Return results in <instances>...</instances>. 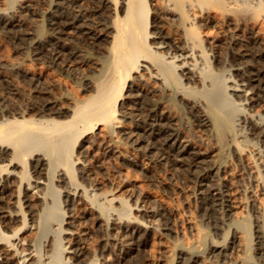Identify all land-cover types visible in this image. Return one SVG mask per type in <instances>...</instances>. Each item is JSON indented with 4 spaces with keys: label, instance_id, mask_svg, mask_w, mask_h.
<instances>
[{
    "label": "bare ground",
    "instance_id": "bare-ground-1",
    "mask_svg": "<svg viewBox=\"0 0 264 264\" xmlns=\"http://www.w3.org/2000/svg\"><path fill=\"white\" fill-rule=\"evenodd\" d=\"M8 1L10 2V0ZM83 1L84 0H53L52 4L54 5V7L52 8V11H50L51 13L49 18L47 17L48 18L47 25L49 24L48 29H50L52 35V39H51L52 41L51 43H49V46L46 48L44 47L42 49L40 46H38L39 44L35 45L34 47L36 49L35 59H45L43 60V62L47 61L50 64L57 65V64H67L68 62L74 61L75 56H77L75 55L76 51L78 50V48L77 50L75 49L76 48L75 46H78V44L80 43L87 45L90 44L92 46L98 45V48L101 46L103 52H105V55H104V60L102 61V64L100 66V70H98L99 73L97 77L94 80H92L93 82L88 80L87 81L88 83L83 84L85 85L84 88H86V90L87 88L90 89L87 90L88 93L82 97H79L76 100L72 99L74 100V102L73 101L71 103L69 102L70 105L66 107H59L57 106L58 103L56 104L55 101H52L50 99H44L46 96L43 98V96L40 95L37 90L38 94L37 96L35 95L36 98L32 96L34 100L35 99L38 100L37 105L30 103L31 109H34L35 112L33 113V115H28V113L23 111L24 109L22 110V108L21 110H19V108L16 109L15 106L13 107V103L11 106L9 105V102L5 103L0 101L1 102L0 103V264H27L29 263V260H31L33 256L39 254L38 251L40 250V245L36 244V242L35 243L28 242L23 237L22 233L26 228L31 229L36 227L35 223H33L34 222L33 220L31 224L27 225L29 219V217L27 216L29 214L31 216L35 214V212L31 210V207L32 206L34 207L33 201H31L33 199L32 197L35 196L36 199L38 200L40 199V201L41 200L45 201L46 193L48 192L45 190L46 188L44 189L45 191H43V187L50 184L48 181L47 184L45 180L48 179L50 181L49 174L52 171L49 172V174L45 172L46 165L48 164L47 161L45 160L48 156L46 157L47 153L41 152L42 149L41 147L45 143L48 144L49 149L52 148V150L54 149L56 150L61 148L64 145V143H66L65 142L66 135L69 132L71 131L85 132L86 137L84 138L80 146L81 152L85 150L87 152L90 151V149L98 147L101 144L102 145L105 144L103 149H108L107 151L111 153L115 154V152H117L118 154L121 155V153H123L121 152L122 150L120 151L119 148H118L119 150L116 148L119 144L121 137V140L123 139L122 140L123 142L128 143L129 145L133 146V148L141 150V152L144 153V155L146 154L149 155L150 157H154L156 160L162 159L164 160L165 163L171 165L173 164L174 165L178 164V166L181 165L184 167V170L186 169V172H190L192 177L196 179L197 181L196 183L200 186L198 191L201 194L199 196V201H200L199 209L202 211V215H211L217 211L225 212L226 210L230 209V207L232 206L231 198H230V194L232 195L231 188H229V186L223 182L216 183L217 181L216 182L211 181V177H210L211 172L214 169H216L215 172H217L218 167L215 168L214 164L212 165L211 163H209V160L208 161L206 160L205 149L202 148L203 149L202 150L201 148H199L200 146L198 147L197 145L192 144V139H190L191 140L190 141L189 139L183 137L184 134L181 135V133L178 131L180 127H178L179 129L177 128V124H176L177 119L176 118L174 119L171 116V114L167 110L166 105L165 107L163 106L162 99L166 98V100H170L172 98H176V100L181 104H183L186 107L185 109H187V111L190 114H192L197 124L203 126L205 129L208 130H211L213 127H215L218 131L219 139H222V134H224L223 132L224 125L225 124L230 125L231 119L234 121V117L237 113L235 112L234 116L232 115V113L235 110H239L238 117H235V120L238 121V124L242 123V125L241 124L240 125L242 126V128H244V130L242 131L240 127L238 128L239 132H237L236 134L241 138L238 141L236 139L237 141L236 143L234 142L235 146L236 144L238 145L236 146V148L238 147L240 149L238 144L240 142H243L244 145L250 147L251 144L249 143L250 145L249 146L247 145V143L249 142L250 139L255 138V136L261 135L264 137V113L258 115L257 118L247 117L248 108L244 106V104L249 105L253 100H257V98L264 99V52H262L261 48L260 49L258 48L259 46L258 47L256 46L258 41L256 42L253 39L251 40V37L249 38L250 40L248 39V37L243 38L244 35L240 38L239 36L240 34L239 35L235 34L236 36L232 40V49H233L232 57L235 58L237 61L236 68L238 69V71L240 70L241 74L240 73L239 74L241 75L242 78L239 81H237L236 79L232 80L230 79V76L227 75L225 76L220 75L221 77L218 78L215 74L216 71L214 72V70H211V68L210 70L213 72L208 71L205 73L204 67L209 65L210 61L208 59V55L209 54L211 55V53H208L207 50H205V47L204 48L202 47L204 43L201 42L202 43L201 45V43L199 42L201 38L200 37L198 38V32L195 29L196 22H193L191 18H189L191 20L190 23L186 21L188 23V25H186L187 27L182 26L184 29L183 33H185L183 34L184 35L183 44L181 45L175 44L173 46L171 45V43L169 44L165 40L166 35H164L161 31V27H162L161 16H163L161 15V11H159L160 12L159 13L158 10L156 11V8H154L152 11L147 6L146 0H90L92 1V4L90 3L91 4L90 7L89 6L87 7L86 5L83 6V4L87 3V2L83 3ZM164 1H161V3L164 2L165 4L164 8H167V11L169 8V5L167 4L170 5L172 4L174 5V7L176 6L179 10H181L180 11L181 15H179V17L183 16L182 18L183 21L184 18L188 16L191 17V15H189L190 13L189 7L195 8L197 6H200L201 9L202 7L200 4L205 3L208 0H196V3H198L196 5L195 3H192L193 2L192 0H191L192 2L188 1L189 3H191L192 6L186 3V7L188 6L187 8H189L188 9L189 12L184 11L185 13L182 11V7H184L183 4L185 3V0H164ZM9 2L7 4L8 7H9ZM1 4L3 3L1 2ZM217 4L222 8H227L225 7V4L223 2H218ZM166 5L168 7H166ZM24 6L28 7L29 4H26ZM202 6H204V4H202ZM257 6H259V4ZM261 7L264 11V3L261 4ZM160 9L162 10V7ZM3 10L4 9H2V11L0 10V21H2L1 22L2 26H0V29H2L3 32H6L9 29L8 25L12 26V24H14L13 23L14 20L11 19V17H8V15L7 17H4L6 14L3 12ZM149 10H151L153 13L151 20V27H152L151 31L148 30ZM195 12L197 13L196 10L194 11V13ZM181 17H180V21H181ZM2 18H5V20L4 21L1 20ZM16 25H18V23ZM10 30L12 29H9V34H10L9 37H12V39L13 38L24 39L23 37H25V35L28 34L26 30L25 33L23 32L22 34L18 33V31L15 29L13 31ZM32 31L34 32V30ZM38 33H41V28L38 29ZM16 41L19 42V40ZM21 41L22 40H20V43ZM72 43L75 44V46H73ZM78 53L80 54V56L83 57V54L77 52V54ZM79 54L77 59L82 58L79 56ZM215 57L216 56H214L213 58L215 59ZM141 61H143L144 63H141ZM208 61L209 63L207 64ZM217 61L219 62L218 59ZM202 62L205 65L204 67L199 66V64H202ZM2 63L6 64L9 67L17 68V70L19 69L24 77L28 78L29 80L33 81V83H35L34 85L35 87H38L39 90L40 88H42L39 87V84L41 83V82L39 83L40 73L39 76L35 75L36 73L34 74H32V72L30 73L26 65L25 67L27 69H23V68L21 69L19 67V63L14 60H10V57L9 60L7 59ZM97 68L98 67H96V69ZM223 69L225 70L226 66ZM140 71L146 72L148 77L155 79L154 81L158 83L157 88H155L154 86V91L160 94L159 96L160 98L156 99V98H151L149 96L147 92L148 90L149 91L152 90V89L150 90V88H152L150 87V85H149L150 88L148 87L149 88L148 90L144 88L145 87L144 83H142V86L137 85L135 81L143 82L148 78L147 76L146 79L142 78L143 73H140ZM11 72L13 73V70ZM1 73L3 72L1 71ZM1 73H0V81L7 80L11 83L12 81L10 80L11 77L9 78L5 75H2ZM133 73H137V74L133 75ZM174 73H175V77L171 79L170 77ZM194 73H196V75L199 74L197 76L200 77L201 86L206 90V92L207 89L213 90L215 87H217L216 89L218 91L215 90L213 91L215 93V97L214 98L212 97V99L209 101L207 108H203L200 106L199 104L200 96L198 99H196V97L194 98L192 97V95H189L191 94L192 91L193 93L197 91L195 89L198 85H195L194 80L196 78L194 77ZM5 74H6V69H5ZM11 76L13 77V74ZM182 80H186V82L184 81V83H182L183 82ZM50 81L51 80H49V82ZM200 81H198L197 83H199ZM227 81L229 82L231 81L232 84L226 83ZM12 82L14 83V81ZM28 82L29 81H27V83ZM52 82H55V80ZM90 82L92 83V85L89 84ZM42 83H44V81ZM16 84L19 85L18 83ZM46 84H44L45 86L43 85L44 91H46L45 90ZM207 86H210V88L209 87L207 88ZM52 88H50V90H52ZM10 89L17 91V86L12 85V88ZM123 89H125V92L122 93ZM18 90H21L20 86ZM49 91L47 92L49 93ZM41 94L45 95L44 93ZM206 94H204V97L206 96ZM211 94L212 92H210L209 98L211 97ZM235 96L242 98L237 103H234L236 105V107H234L235 109L230 108V110H234V111L222 113V110H220L222 104L219 105V101L221 100L222 102L228 103L229 105L230 100L232 101L234 99L233 102H236V99L234 98ZM21 97L25 98V96L22 95ZM120 99H123V101L120 102L119 109L117 110L116 109L117 104ZM205 101L207 102V100ZM241 101H243V103H241ZM127 102L138 104V109L134 110L132 108L133 107L132 104L130 105ZM15 105L17 104L15 103ZM228 105L225 106L228 107ZM26 107L28 108L29 106L26 105ZM170 108L171 107H169L168 109ZM222 108L224 110L223 106ZM224 112L226 111L224 110ZM249 116L251 115L249 114ZM125 118L128 119L130 123H133V125L130 126L123 124L122 122L125 120ZM116 134H119V137H115ZM223 136L224 139L225 135ZM253 143H255L254 144L255 146L256 141L255 142L252 141V145ZM244 145L241 146L240 149L241 152L238 149V151L240 152V154L238 153L240 159L243 158V152H246V150H248L246 149L247 147L246 148L244 147ZM49 149L47 148V150ZM261 149L262 148L260 146V150ZM44 150L46 151V149ZM255 150H256V146H255ZM29 152L30 154L31 152L34 153V156H32L33 160L30 166L32 172H30V170H28L27 168L25 169L21 168L22 167L21 162L24 163L23 155ZM250 152H252V150H250ZM249 155L250 154H247V157ZM244 157H246V155ZM247 159L250 161L249 158ZM247 159H245V161ZM125 160L127 162H131L134 165L137 164V160H135L132 157H126ZM237 161L239 162L238 157H237ZM77 162L80 163V166L77 167L78 176L87 181V179H89L90 175L92 174V169L91 167H89L90 163L88 164L87 159L79 161L78 157H77ZM51 165L52 164H49L48 168L49 166L51 167ZM74 166L75 165L72 160L70 163L66 165L65 169L62 170V172H58L59 171L58 169L57 170L54 169L55 170L53 174L54 181H56L57 183L63 182L66 174L70 173L72 171L71 168H73ZM18 167H20V170H17ZM59 169L62 168L59 167ZM47 171H49V169H47ZM253 176H255L254 180H256L255 179L256 174ZM69 184L70 187H68V189L66 188L63 190V196H64L63 205L67 206V209L73 208L75 206L74 204L84 196L82 193L83 192L85 193V189L81 190L82 192H80L82 186H80L81 184H79L77 181H74L73 178L72 179L70 178ZM57 185H59V187L62 186V185L60 186V184ZM91 185L94 186V184L92 183ZM13 187H17V192L14 193L15 188L13 189ZM48 187H50V185H48ZM53 189L57 192L59 190L56 187L52 188V191ZM91 189L93 190V187ZM111 189L109 188L108 190ZM11 192H13L14 197H16L14 202L12 201L13 202L12 207H14V209H12L11 207L10 208L7 207L8 204L7 198L13 194ZM114 198L115 197H111L109 199L104 198L103 201L106 200L108 205H111V203L113 202L112 201L110 203L111 200H117ZM52 202H53V207H55L56 210L57 209L56 206H58L59 201L55 200L54 202V200H52ZM24 203H26L25 205L28 207V210L22 209V204ZM45 204L46 202H44V205ZM50 207H52V205L49 206V210ZM112 207L113 206H111V210H113ZM44 208H42V212L44 211V213L42 214L41 212V214H38L37 216L39 222L41 219L44 220V214L47 211V209H45L46 211L43 210ZM96 208L93 209L96 210V212L97 210L98 211L100 210V212H98L99 214L93 215V213L90 211L87 213L91 215L90 216L91 220H93L94 222L97 221L99 222L102 213L101 211L104 212V209H102L101 207H96ZM63 209L61 212V217L60 218L58 217L59 224H62V222L64 221L65 210ZM126 209H130V208L128 207ZM49 210L47 211V213L50 212ZM52 210L53 212L55 211L54 208H52L51 211ZM107 213H103V214H107ZM125 213L127 212L125 211ZM110 214L111 213L109 212V216H111ZM114 214L116 215V213ZM121 214H123L124 217L129 215L128 213L126 215L123 212ZM159 214L164 217V223L167 229H169L170 226L168 225L169 223H171L169 216L162 212H160ZM102 218H104L103 215ZM111 218L112 217H110V219ZM104 219L106 220V218ZM104 219L102 220L105 223L106 221ZM56 221L55 222L58 223L57 218ZM113 221L115 222L114 219ZM262 221L264 222V220ZM36 222H37V218H36ZM108 223L110 224V220ZM262 223H260V225L256 224V227L258 228L255 229L256 243H259L258 251H257L259 255L255 258L257 259V261L259 256L263 257L264 254V241H263L264 225H262ZM243 225L246 228V234L249 235L247 231L248 222H244ZM261 225L263 227H261ZM58 226H59V228L57 229L58 234L63 232L74 235L76 232L75 230L67 231V229H64V227H62L61 225ZM106 226L108 228L107 224ZM137 229L134 230V233L131 237V244L133 245L134 248L144 243V237H143L144 233L142 234V232H139V230ZM225 237L223 238L222 236L223 242H221V244L218 243L212 244V246L216 247L214 248V250H217L219 248L217 253L220 252V254H222L227 248H229V245L225 241L226 240ZM72 240H73V244L71 247H69L70 249H68L67 246H65V243L63 242L64 238L60 236L55 242V244L54 242H52L54 244V245L52 244L53 246H51L50 244V246L52 247V254H50L51 252L49 250L50 248L44 250L43 256H40L39 254L40 257L37 258L36 260L37 262H35L34 260L35 262L34 264H52L51 260L54 261L55 257L51 259V256H56V257L58 256L57 259L60 260L61 257L59 258V256H61V254L64 253H69V255H64L63 262L59 264H70V263L97 264L96 262L97 258L95 257L96 255L94 257L92 256V258H90L91 256L87 258L85 253L86 248H84V246L80 243V241L77 240V238L76 240L75 238H73ZM246 240L248 244L249 242L248 236ZM46 241L48 242V240ZM65 241H67V239ZM41 242L39 243L41 244ZM45 243L46 242L44 241L43 245H45ZM46 244L48 245V243ZM195 252L193 253L189 252V254L186 257H183V255L180 256V260L178 261V264H196L199 255L196 254L197 252L196 253ZM211 256H213V254ZM31 261L30 263L33 264V262ZM56 262H57L56 264H58V260H56Z\"/></svg>",
    "mask_w": 264,
    "mask_h": 264
},
{
    "label": "rangeland",
    "instance_id": "rangeland-1",
    "mask_svg": "<svg viewBox=\"0 0 264 264\" xmlns=\"http://www.w3.org/2000/svg\"><path fill=\"white\" fill-rule=\"evenodd\" d=\"M161 1L164 0H146L147 6L152 11L154 8H156V11L158 10V12L161 11V15H163L161 16V26H162L161 31L164 35H166L165 40L169 44L171 43V45L173 46L175 44H180V45L183 44V37H184L183 34L185 33H183L184 29L182 26L188 25V23H190L191 20H193V22H196L195 25L197 28L195 27V29L198 32V38L200 37L202 40V41L200 40L199 42L204 43L203 45L201 43L202 47L203 48L205 47V50H207L208 53H211V55L210 54L208 55V59L210 61V63L209 61L207 62V64L209 63V65H207L208 68L207 66L204 65L203 62L202 64H199V66L201 67L205 66L204 67L205 73L214 70V72L216 71L215 74L218 78L223 75L230 76V79L232 80L236 79L237 81H239L242 78L240 75L241 74L240 70L238 71V69L236 68L237 61L235 58L232 57V50H233L232 40L233 38H235L237 34L238 35L240 34L239 35L240 38L244 35L243 38L248 37L249 39L251 37V40L253 39L256 42L258 41L256 46L257 47L259 46L258 48L259 49L261 48L262 52H264V11L261 7V4L264 3V0H211V1L208 0L205 3H202L204 4V6L200 4L202 7L201 9L200 6H197L198 8L195 7V5L198 4L196 3V0H192L193 2L191 0H185V3L183 4L184 7H182V11L189 12L188 9L190 8L189 9L190 13L192 12L193 13L192 14L189 13L191 17L188 16L184 18L183 21H182L183 16L182 17L180 16L181 21L179 17V15H181L180 14L181 10H179L176 6L175 8L174 5L172 4L171 5L167 4L169 5L167 11V8H164L165 1L162 3ZM188 1L195 3L194 5L195 8L193 7L187 8L188 6L186 7V3L188 5H191V3H189ZM1 2L3 4H1ZM8 2H9L8 0L7 1L0 0V10L2 11V9H4L3 12L6 14L4 17H7L8 15V17H11V19L14 20L13 21L14 24H12V26L8 25V28L12 29L10 31H13L14 29L18 31V29L20 28L18 33L21 34L23 32L25 33L26 30L28 34H26L25 37H23L24 39H16V38L12 39V37H9L10 36L9 29L6 32H3V30L0 29V73L2 71L4 73V74L1 73L2 75H5L9 78L11 77L10 80L14 81V83L12 81L10 83L7 80L0 81V98H2L0 99V101L5 103L9 102V105L11 106L13 103V107L15 106L16 109L19 108V110H21L22 108V110L24 109L23 111L27 112L28 115H33V113L35 112L34 109H31L30 103L37 105L38 100L37 99L34 100V98H36L38 92L40 95L43 96V98L46 96L44 99H50L52 101H55L56 104L57 103L60 104V105L57 104V106L59 107H66L70 105L69 102L70 103L72 101L74 102V100L78 99L79 97L86 95L88 93L87 90L90 89L87 88L86 90V88H84L85 85L83 84L88 83L87 82L88 80L93 82L92 80H94L97 77L99 73L98 70H100V66L102 64V61L104 60L105 52H103L101 46L98 48V45L92 46L88 44L89 45L88 46L87 44H83V43H80L78 44V46H75V44L72 43L73 46L76 47L75 49L77 50L78 48V50L80 51L78 50L76 51L75 55L77 56H75L74 61L68 62L69 65L68 63L53 65L47 61L43 62V60L45 59H35L36 49L34 46L39 44L38 46H40L43 49L44 47L45 48L48 47L49 43H51L52 41L51 40L52 35L50 29H48L49 24L47 25V21L51 13L50 11H52V8L54 7V5L52 4L53 0H47V1L46 0H30V1L12 0V2L10 0L9 7L7 5ZM218 2H223L225 4V7L227 8L220 7L217 4ZM83 3H85L83 4V6L86 5L87 7L88 6L90 7L92 1L84 0ZM22 4L24 5L29 4V6L27 7ZM258 4L259 6H257ZM167 5L166 7H168ZM161 7L162 10L160 9ZM151 10H149V14H148L149 31L152 30L151 20L153 13ZM193 10L194 11L196 10L197 13L196 12L194 13ZM11 14L12 15L14 14L13 15L14 17ZM189 18H191V20ZM1 20L4 21L5 18H2ZM184 20L186 24L184 23ZM186 21H188V23ZM1 22L2 21H0V23ZM17 23L18 25H16ZM0 26H2V23L0 24ZM39 28H41V33H38ZM32 30H34V32ZM16 40H19V42ZM20 40H22L21 43ZM77 52L83 54V57L80 56V54L78 53L79 56L82 58L77 59L78 58ZM214 56H216L215 57L216 60L213 58ZM9 57L10 60H14L18 62L19 67L21 69L28 68V71H30V73L31 72L32 74L36 73L35 75L37 76H39L40 73L39 83L40 82L41 83L39 84V87L42 88H40L39 90L38 87H35L34 86L35 83H33V81L29 80L28 78L24 77L19 69L17 70V68L9 67L6 64L2 63L7 59L9 60ZM217 59L219 60V62L217 61ZM141 63L144 62L141 61ZM25 65L27 68L25 67ZM225 66L226 69L224 70L223 68H225ZM96 67L98 68L96 69ZM217 67L220 71L217 69ZM5 69H6V74H5ZM12 70L13 73L11 72ZM142 71H140V73H143L142 74L143 76L142 75L141 76L142 78L146 79L148 75L146 74V72H142ZM221 71L222 73L223 72L225 73L222 74ZM226 72L229 73L227 74ZM12 74L13 77L11 76ZM135 74L137 73H133V75ZM195 75L196 73H194V77L196 79L194 78L195 80L194 79L193 80L195 82V85H198L195 89L197 91L194 90L195 92L193 93L192 91L191 94L189 95H192V97L194 98L196 97V99H198L200 96L199 99L200 106L203 108H207L209 101L212 99V97L213 98L215 97V93L213 91L214 90L218 91L216 89L217 87H215L213 90L212 89L208 90L207 88L208 87L210 88V86H207L206 88L207 92H206V90L201 86L200 77L197 76L199 74H197L196 76ZM174 77H175V73L170 78L173 79ZM49 80L51 81L49 82ZM54 80L55 82H52ZM154 80L155 79L148 77L145 80L146 82L145 81L143 82L135 81V82L137 83V85L140 86H142V83H144L145 87L144 86L143 87L146 88L147 90L150 87H152L150 88V90L151 89L152 90L151 91L148 90L147 93L151 98L157 99L160 98L159 97L160 94L154 91V86L155 88H157L158 86V83ZM27 81L29 82L27 83ZM43 81L44 83H42ZM182 81H183L182 83H184V81L186 82V80H182ZM198 81L200 82L197 83ZM46 82L49 86L46 84ZM91 82L89 84L92 85ZM16 83H18L19 85H17ZM226 83L232 84L231 81L230 82L227 81ZM44 84H46L45 87L46 91L43 90L45 86ZM12 85L17 86V91L10 89L12 88ZM19 86L21 90H18ZM50 88H52V90H50ZM47 91H49V93ZM209 91L212 92L210 98H209V94H210ZM40 92L44 93L45 95L41 94ZM123 92H125V89L122 90V93ZM47 93L49 94V96ZM204 94H206L205 97ZM7 95L9 96V98ZM21 95L25 96V98L21 97ZM234 98L236 99V102H233L234 99L232 101L230 100L229 105L228 103H224L221 100L219 101V105L222 104L224 110L226 111L224 112L221 106L220 110H222V113L234 111V110H230V108L235 109L234 107H236V105L234 103H237L242 97L240 98L235 96ZM205 100H207V102ZM122 101L123 99L119 100L116 108L117 110L119 109L120 102ZM162 101L164 102V103L162 102L163 106L165 107L166 105L167 110L169 111L171 116L174 119L175 118L177 119L176 124H177V128L180 127V129L178 128L179 129L178 131L181 133V135L184 134L183 137H185L186 139L189 140L192 139V144L197 145L198 147L200 146L199 148L201 149L202 148L205 149L206 160L207 161L209 160V163H211L212 165L214 164L215 168L218 167L217 172H215L216 169L213 170L214 172L213 171L211 172V176H210L211 181L213 182L217 181L216 183L223 182L227 184L229 188H231L232 195L230 194V198H231L232 206L230 207V209L226 210L225 212L217 211L211 215H202V211L199 209V203H200L199 196L201 194L198 191L200 186L196 183L197 182L196 179L192 177L190 172H186V169L184 170V167L181 165L180 166H178V164L171 165L165 163L164 160L162 159L156 160L154 157H150L149 155L146 154L144 155V153H142L141 150L133 148V146L129 145L126 142H123L122 141L123 139L121 140V137H120V141L123 143L119 141V144L116 147L117 149L119 148L120 151L122 150L121 152L123 153H121V155L118 154L117 152H115L114 154L107 151L108 149H103L105 144L103 145L101 144L98 147L90 149V151L86 152L85 150L81 152L80 146L84 138L86 137V134L85 132L71 131L66 135V139H65L66 143H64V145L61 148L56 150L55 149L52 150V148L49 149L47 143L43 145L44 148L43 146L41 147L42 148L41 152L47 153L46 157L48 156L47 158L45 157L46 158L45 161H47L48 163V164L46 163L47 165L45 172L49 174V172L52 171L50 173L51 176L49 174L50 181L48 179L45 180L47 184L48 182L50 183L48 184L50 185V187H48V185L43 187V191L45 190L48 191L46 193L45 201L41 200L42 201L41 202L40 199L39 200L36 199L35 196L32 197L33 199L31 201H33L34 207L32 206L31 210L35 212V214H33V216H31L30 214H29L30 216L29 215L27 216L29 217L27 225L31 224L33 220L34 221L33 223H35L36 227L31 229L26 228L22 233L23 237L28 242L30 243L36 242V244L40 245V250L38 251L40 256H43L44 250L48 248H50L49 250L51 252L50 251L49 252L50 254H52L51 246H53L57 241V239L61 236L64 238L63 242L65 243V246H67L68 249H70L69 247H71L73 244L72 239L75 238L76 240L77 238V240L80 241V243L84 246V248H86L85 253L87 258H89L90 256H91L90 258H92V256L94 257L96 255L95 257L97 258L96 261L97 264H178V261L180 260V256L183 255V257H186L189 254V252L193 253L195 251L197 252L195 253L199 255L196 264H200V263L201 264H264V254L263 257L259 256L258 261L257 259H255L259 255L257 253L259 243H256V239H255V234H256L255 229L258 228L256 227V224L260 225V223L263 222L262 220H264V153H263L264 137L259 135V136H255V138L250 139L247 145H249L250 143L251 146L253 147H251L250 145H249L250 147H248L244 145L243 142L238 143L240 149L242 145H244V147L245 148L247 147L246 149H248L246 150V152H243V158L245 159L249 158L250 161L248 159L245 161V159L239 158V154L241 150L238 147L236 148V146H238L237 144L235 146V143L241 138L236 134L237 132H239L238 128L240 127L242 131L244 130V128H242L241 126L242 123L238 124V121L235 120V117H238L239 110H235L232 113L233 116L235 115V112L237 113L234 117L235 122L231 119L230 125L228 124L224 125L223 127L224 134H222V139H219L218 131L215 127H213L211 131L197 124L192 114H190L187 111V109H185L186 107L180 102H178L176 98H172L170 100H166V98H164L162 99ZM205 102L207 103V105ZM15 103L17 105H15ZM127 103H129L130 105L132 104L133 106L132 108L134 110L138 109V104H133L132 102H127ZM170 103L173 107L170 105ZM241 103H243V101H241ZM26 105L29 107L27 108ZM225 105H228V107L230 106L229 110L228 107ZM244 106L248 108L247 117L257 118L258 115L264 113V99L257 98V100H253L249 105L244 104ZM169 107L171 108L168 109ZM249 114L251 116H249ZM122 123L130 126L133 125V123H130L129 120L126 118ZM223 135H225L224 138L225 140L223 139L224 137ZM115 137H119V134H116ZM252 141L253 142L256 141V145H255L256 150L254 146L255 143H253L252 145ZM232 142L234 145L232 144ZM259 145L262 148L261 150ZM47 148L49 150H47ZM44 149H46V151ZM238 149L240 152L238 151ZM250 150H252V152H250ZM246 153L250 155L247 157ZM245 155L247 158L244 157ZM32 156H34L33 152H31V154L29 152L23 155L24 163L21 162V166H22L21 168L23 169L27 168L28 170H30V172H32V170L30 169L33 160ZM77 157L79 161L87 159L88 164L90 163L89 167H91L92 169V174L90 175V178L87 179V181L78 176L77 167L80 166V163L77 162ZM126 157L134 158L135 160H137V164L134 165L131 162H127L125 160ZM237 157L239 162L237 161ZM72 160L75 166L71 168L72 171L70 173L66 174L63 182L57 183L56 181H54L53 179L54 171L58 169L59 170L58 172H62V170L65 169L66 165L70 163ZM49 164L52 165L51 167L49 166L48 168ZM59 167H61L62 169H59ZM47 169H49V171H47ZM17 170H20V167H18ZM255 174H256V178H255L256 180H254L255 176H253ZM70 178L71 179L73 178L74 181H77L79 184H81L80 186H82V189H80V192H82L81 190L85 189V193L84 192L82 193L84 196L81 199H79L78 201L79 203L76 202L77 204L75 203L74 204L75 206L74 205H73L74 207L72 206L73 208L67 209V206L63 205L64 204L63 190L66 188L68 189V187H70L69 186ZM91 183L94 184V186H92ZM57 184H60V186L61 185L62 186L59 187V185ZM54 187L59 189L58 192L55 191L54 189L53 191L55 192L52 191V188ZM92 187L93 190L91 189ZM14 188H15L14 191L15 193L17 192V187H13V189ZM109 188L112 189L108 190ZM87 189L88 192L90 191L89 193L87 192ZM14 193L7 198L8 204L6 203L7 207L9 208L11 207L12 209H14V207H12V203L16 198L14 197ZM111 197H115L114 199H117V200H111L110 203L113 201L111 205H108L106 200L103 201L104 198L109 199ZM52 200H54V202L55 200L59 201L58 206H56L57 208L56 210L55 207H53ZM44 202H46L45 205ZM25 204L26 203L22 204V209L28 210V207ZM51 205L52 207H50L49 210V206ZM111 206H113L112 207L113 210L115 209L114 211L111 210ZM127 206L130 209H126L128 208ZM96 207H101L102 209H104V212L101 211L102 213L99 222L98 221L94 222L93 220H91L90 218L91 215L87 213L90 211L93 213V215L99 214L98 212H100V210L99 211L97 210L96 212V210L93 209ZM42 208H44L43 210L47 209V211L49 210L50 212L47 213V211L45 210L46 212L44 214V220L41 219L39 222L37 216L38 214H41ZM52 208H54L55 210L54 212L53 210L51 211ZM62 209L65 210V216L62 224H59V218L61 217ZM125 211L129 215L124 217V215L121 213L123 212L124 214L127 215ZM109 212L111 213L110 214L111 216H109ZM160 212L165 213L166 215L169 216L171 223H169L168 226H170L171 229L170 228L167 229L164 223V217L159 214ZM43 213L44 211L42 212V214ZM103 213H107V214H103ZM114 213H116V215ZM102 215L104 216V218H106V220L102 218ZM110 217L112 218L110 219ZM36 218H37V222H36ZM56 218L58 220V223H56L57 222ZM102 219H104L106 222L104 223ZM113 219L115 220V222L113 221ZM109 220H110V224L108 223ZM84 221L86 222V224ZM244 222H248L247 231L249 235L246 234V228L243 225ZM57 224L64 227V229H67V231L75 230L76 231L74 234L75 236L63 232L58 234L57 229L59 228V226ZM106 224L108 225V228ZM262 225H264V222L262 223ZM262 225L261 227H263ZM136 229L139 230V232H142V234L144 233L143 234L144 243L134 248L133 245L131 244V237L134 233V230ZM222 236L223 238L226 236L225 241L229 245V248H227L224 251V253L220 254V252L217 253L219 248L217 250H214V248L216 247L212 246V244L213 243L221 244V242H223ZM247 236L249 239L248 244L246 240ZM66 239L68 242L65 241ZM43 240L46 243H48V245L46 243L45 245H43L44 244ZM46 240H48V242ZM263 241H264V236H263ZM39 242H41V244ZM52 242H54V244ZM39 254L33 256L31 259L32 261L29 260V263L30 261L33 262V264L37 262L36 261L37 258L40 257ZM212 254L213 256H211ZM64 255H69V253L61 254V256H59V258L61 257L60 260L57 259L58 256L57 257L51 256V259L55 257V259L58 260V264H59L63 262ZM55 259L54 261L51 260L52 264L57 263Z\"/></svg>",
    "mask_w": 264,
    "mask_h": 264
}]
</instances>
